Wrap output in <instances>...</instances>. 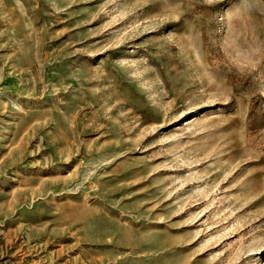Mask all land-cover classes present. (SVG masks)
Returning a JSON list of instances; mask_svg holds the SVG:
<instances>
[{
	"label": "rangeland",
	"instance_id": "374dc122",
	"mask_svg": "<svg viewBox=\"0 0 264 264\" xmlns=\"http://www.w3.org/2000/svg\"><path fill=\"white\" fill-rule=\"evenodd\" d=\"M0 264H264V0H0Z\"/></svg>",
	"mask_w": 264,
	"mask_h": 264
},
{
	"label": "crops",
	"instance_id": "0c3cea01",
	"mask_svg": "<svg viewBox=\"0 0 264 264\" xmlns=\"http://www.w3.org/2000/svg\"><path fill=\"white\" fill-rule=\"evenodd\" d=\"M74 209H75L74 211H75V213H76V211H77V210H76V209H77V206H75V208H74ZM79 210H80V211H82V212H85V214H87V212H88V213L92 212V210H91V209L84 208V207H82V208H81V207H79Z\"/></svg>",
	"mask_w": 264,
	"mask_h": 264
}]
</instances>
